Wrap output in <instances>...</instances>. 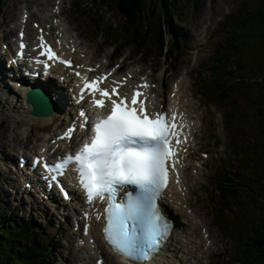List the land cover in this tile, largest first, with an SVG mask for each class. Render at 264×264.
Listing matches in <instances>:
<instances>
[{
    "label": "rangeland",
    "instance_id": "374dc122",
    "mask_svg": "<svg viewBox=\"0 0 264 264\" xmlns=\"http://www.w3.org/2000/svg\"><path fill=\"white\" fill-rule=\"evenodd\" d=\"M0 1V28L14 22L24 8L31 9L32 19H42V21H47L49 25L55 21L47 13L48 8L45 6L47 2V5L56 4L51 0ZM67 1L65 0L63 6L68 13H63L69 16L66 24L70 30L66 27L65 30L68 31L69 35L71 33L75 35L82 44H80V48L65 46L63 48L65 54L78 58V63L84 61L82 55H85L87 59H95L96 63H102L104 68L108 67V62L115 66L118 65V62L121 61L120 57L125 56L127 61L124 65H127L129 61L139 62L140 65L135 71L136 79L138 75L143 73L152 74L153 81L156 82L155 97L157 100L169 107L172 113L178 110L185 114L187 110L193 120L192 141H196L202 147H207L210 149L211 155L216 153L220 158L219 163L216 159L214 164L208 162L202 166L200 181L203 183V189L194 194L197 196V204L200 206L196 209L197 213H204L208 216L207 221L210 224H207L211 225L210 228L212 229L209 227H207V231L203 229L202 231L206 234L197 240L189 234H180L176 238L177 246L182 248L183 243L185 246L182 249L187 251L186 239L191 237L195 243L196 251L199 253V244L207 239V245L212 248L213 257L206 261V264H232L236 258L235 264H241L243 253L239 251L242 250L243 245H241L240 240L236 242V238L239 239L241 236L240 223L233 218L236 213L233 214L234 210H231L233 208L229 205L226 207L230 210L225 211L220 220L216 218L214 212H218L220 207L219 204L213 203L215 197L213 186L217 178L223 173L221 162H224L226 172L229 175L232 176L234 172L239 175V178H235L237 184L232 186L233 192H228V195L236 201V204L241 208L240 211L245 209L244 207L248 210V204L253 202L262 204L261 200L264 198V171L248 176L250 166L246 161L247 155H251L254 151L258 152L260 146L264 154V133H262L261 127L264 105L260 104L263 103L261 100L264 99V68L263 64L260 63V60H264V54L262 55L259 47L262 41L260 34L264 37V20L258 18V24H252L258 13L257 10L260 9V0H163L182 11L185 20L173 23L175 26H179L186 35L181 50L172 51L166 56L162 54L164 50L160 52L157 45H153L151 41L146 42L140 39L141 33H132L128 38L130 41L125 40L129 30L122 33H119V30L126 27V20L113 4L106 6L94 3L92 0H69L70 8H68ZM158 2L159 0L146 1L150 15H161V6L156 4ZM260 23L263 24L262 28H259L260 26L251 27ZM129 26L132 27L131 24ZM28 28H31L30 24ZM112 33L116 37L109 35ZM154 34L157 38L162 39L159 32L154 31ZM115 45L116 48L113 49ZM166 45L168 51L169 41ZM234 48L239 50L238 57L232 53ZM218 63L219 65H217ZM253 67H257L258 71L250 72ZM153 68L157 69L155 73ZM203 68H207L205 76ZM217 68H220L217 71L220 83L217 86H211L208 78L211 75L210 69L216 70ZM76 73L80 72L77 71ZM250 75H254L255 78L251 79ZM235 78H239L241 84L235 83L233 85L234 94L229 96L227 86ZM173 82L178 87L177 93L172 89ZM60 84L58 82L59 86H61ZM223 85L225 87L217 91V100L222 103L219 104L222 108L215 107L218 103L212 101L213 98H210L211 100L208 98L213 89ZM240 87L241 89L237 93ZM201 91L205 92L204 96ZM242 91H245L243 96H241ZM162 92L167 96L163 95ZM5 94L2 95L0 89V112L2 113L0 115V145L3 146L1 151L3 153L0 157H7L6 151L15 154L22 151H33L37 149V145L44 144L51 137L59 146L62 145V140L57 139V137L61 132H65L63 121L57 120L54 115L49 123H38L37 126L29 127L26 121L35 122L37 119L21 112L20 102L13 101V99H17L15 96H5ZM17 96H21L20 91ZM256 109L260 111H256ZM228 112L237 119L234 124L229 123V127L226 125V118L229 117ZM20 118L25 122H22L23 120ZM19 121L22 124H19ZM57 129L61 130L57 131ZM258 131H260V135ZM216 139L219 145L214 143ZM233 142L235 146L240 147L245 152V158L231 156L229 146ZM5 164L4 159L0 160V215L5 216L14 212L24 219L33 220L36 230L41 229L39 237L50 240L54 254L52 264H94L95 258L91 259V256L93 252H96V249L80 247L81 242L78 244L75 239L77 232H73L71 224L68 225L72 213L68 212L67 220H63L61 214L58 213L59 207L53 211V206H45L42 201L25 203L21 199L15 198L12 189L16 188L17 180L13 179L10 169ZM259 164V156L256 155L255 165L260 171L261 165L259 166ZM10 165L13 171L17 170L14 163ZM18 179L21 178L18 177ZM10 182H12V187ZM207 190L212 192L209 201L205 199ZM185 196L186 193H181L178 197L183 198ZM27 197L31 199V196ZM166 203L170 205L168 207L171 213H174L172 216L177 217L176 219L180 224L178 227L185 226L182 230H186L188 228L187 214H181L171 200H166ZM176 204L177 207L181 206L177 202ZM196 207L197 205L194 206V208ZM260 207H256L252 211L251 218L253 217L257 222L260 219V209L264 211L263 206ZM246 212L242 213L244 217ZM6 221L9 222L7 219ZM228 223L230 224L228 225ZM7 224L8 229H10L9 223ZM14 224L12 226L16 229ZM213 230L216 231L213 235L217 239H214L211 234H207ZM102 246L100 240H96L93 244L94 248L104 249ZM206 250L207 247L199 253L205 259ZM235 250L238 251L236 258ZM0 252L5 251L0 247ZM170 254L173 255V253ZM182 254L179 249L177 255L180 261L174 256L172 261H169L170 263L161 261V264H187L181 261L184 260ZM187 255L189 256V253ZM185 257L187 258L186 255ZM105 259L106 264H117L112 257L106 254ZM196 261L194 259L190 263ZM200 264H204L203 258Z\"/></svg>",
    "mask_w": 264,
    "mask_h": 264
},
{
    "label": "snow or ice",
    "instance_id": "6c2138e0",
    "mask_svg": "<svg viewBox=\"0 0 264 264\" xmlns=\"http://www.w3.org/2000/svg\"><path fill=\"white\" fill-rule=\"evenodd\" d=\"M20 36L19 47L22 50L26 45L22 42L23 33ZM40 45L43 49L41 56L48 60L58 58L52 47L46 45L43 36L40 37ZM16 55L21 56L22 52ZM59 62L65 66L72 65L69 59L60 58ZM48 67L45 63L44 68ZM109 75L102 74L90 82L85 80L79 100L83 102L85 95H90L91 104L99 109L107 107V98L111 102L110 111L97 113L95 119H91L87 109L82 108L78 114L82 118L79 127L88 133L90 124V138L86 137L83 143L77 142L79 146L74 152L63 154L54 165L45 161L44 169L48 171L55 167L58 177L69 176V183L74 178L84 193L86 203L90 204L94 198L103 202L104 240L125 260L143 264L160 248L169 231L158 206V198L168 184V162L176 156L172 140L175 138L176 144L181 143L177 128L182 125L167 119L162 107L155 115L148 113L144 101L137 99L141 95L138 91H133L131 104H128L118 92L120 82L113 81L110 91L99 87ZM96 93L100 98H96ZM75 127L74 122L57 139L67 137L71 142ZM172 170L175 171L174 168ZM129 186H134L131 191L127 190ZM65 195L67 197L66 191ZM96 219L100 220L101 216L97 215ZM87 227L85 225V232Z\"/></svg>",
    "mask_w": 264,
    "mask_h": 264
},
{
    "label": "bare ground",
    "instance_id": "6f19581e",
    "mask_svg": "<svg viewBox=\"0 0 264 264\" xmlns=\"http://www.w3.org/2000/svg\"><path fill=\"white\" fill-rule=\"evenodd\" d=\"M1 2V1H0ZM25 10H27L26 8H24L23 10H21L20 11V13H19V15H18V20H19V23H20V28H18L17 29V31H19L20 33H23V36H24V38L25 39H29V37H30V32H29V30L28 29H26L25 31H24V25H25V23H24V21L22 20V13L25 11ZM53 18V20L55 19V21L54 22H64L65 20H63L62 18V21L61 20H56V18L55 17H52ZM37 20H39L38 18H33V23H35ZM42 22H44L49 28L52 26V25H54V29H56L57 30V32L59 33V35L62 37V39L63 40H65L66 38H69V34H68V31H66L65 30V27L64 26H61V27H59V26H57L56 24H51V25H49L48 23H47V21H42ZM41 22V20L39 21V26L40 27H42V23ZM4 24H6V23H4ZM4 24L2 25V27L4 26ZM0 27H1V24H0ZM0 29H2V28H0ZM182 30V29H181ZM35 33H37L34 37H33V39H31L30 40V42H35V43H38V42H40V36H43V34L42 33H39V32H37V31H35ZM16 34V36H17V38L19 39V36H18V34L17 33H15ZM173 35H176V34H174V33H172ZM141 37V36H140ZM43 38H44V40H45V37L43 36ZM20 40V39H19ZM66 43H68V44H70V43H72V42H66ZM1 51V50H0ZM238 52H239V50L238 49H236V48H234V49H232V53H235L236 54V56L238 57L239 56V54H238ZM68 57V56H67ZM234 58H235V56H233ZM9 59H11V56H9ZM66 59H69V60H71L72 61V65L75 63V65H74V67L75 68H77V69H80V70H82V69H86V68H89L86 64H84V63H78V59L76 58V57H71L70 58V56L68 57V58H66ZM7 62V61H6ZM45 63H49V64H51V65H49V67H50V69H53L54 71H56V70H58V69H60L61 68V66H58L56 63H54V62H52V60H48V61H45L44 62V64ZM7 64H8V70H9V74H8V76L7 77H5V76H3V77H0V86H1V94L3 95V94H5V96L6 95H14V96H16L17 95V88L16 89H12V87H13V85L11 84V80L10 79H13L14 78V75L16 74V69H15V67H14V65H13V63L12 62H10V61H8L7 62ZM79 65V66H78ZM100 66V65H99ZM31 66H29V78L26 80V77L25 78H23V81H25V84H27V85H33V86H36V85H41L42 87H46L44 84H45V81L46 82H49L47 85L49 86V87H51L52 86V90H51V92L52 91H55L56 93L58 92V88H57V86L55 85V83L52 81V78H50L51 76V74L52 73H54V72H52V71H48V72H42V73H45L44 75H46V76H48L49 78H42L39 74L41 73V71L40 70H37V72L33 69V67L34 66H32L31 68H30ZM123 68V65H120L119 66V69H122ZM63 69V68H62ZM220 68H217L216 69V71H218ZM153 72H154V68H153ZM149 75H147V74H145V73H143L142 75H144V76H146V77H148V79L150 78L151 79V81H152V86H153V88L154 89H156V82L155 81H153V75L152 74H150V73H148ZM243 75H244V72H243ZM9 78V79H8ZM58 78H61V80H62V78L63 77H59L58 76ZM48 79V80H47ZM239 79V78H238ZM237 79V81L235 82V80H232L231 81V84H233V83H237V82H239V80ZM85 80H88V76L86 77V76H81V81H83V83L85 82ZM89 82L91 81L90 79L88 80ZM15 82H17V81H15ZM4 85H3V84ZM59 86V85H58ZM19 87H22V86H19ZM178 88V87H177ZM234 88V87H233ZM65 89H67V87L66 86H64V87H62V90H65ZM16 90V91H15ZM18 91H19V89H18ZM58 94H59V96H58V101H62V97H61V91H59L58 92ZM69 94H71L72 96H73V98L75 99V101L74 100H72L71 101V98H68L67 99V101H68V104H69V111H71V112H73L74 111V113L76 112V114H77V116H78V114H79V112H80V110L82 109V106H81V101H78V98H76V96L74 95V93H72V91L70 90L69 91ZM43 98H45L46 100H47V97H45V95L44 96H42ZM90 98V96L89 95H85V99H89ZM21 107H22V113L24 112V113H26L27 112V108H26V106H23V105H20ZM28 107H29V105H28ZM20 108V107H19ZM90 108H92V106L90 107ZM106 108H108V104H107V107ZM84 109V108H83ZM63 110V109H62ZM163 111H164V109H163ZM167 112V114H169L170 115V117H172V115L168 112V110L166 111ZM34 114L33 115H37V114H35L36 113V111H34L33 112ZM60 112H57V113H54V114H52L51 116H48V117H36V116H33L34 118H36L37 119V121H35V122H33V121H29V122H27L26 121V123H28L27 125H29V127L30 126H32V125H38V123H49V122H51L50 121V119H51V117H54V115L56 116V115H58ZM74 113H70V119H73L74 120ZM2 113L0 112V115H1ZM187 114H188V111L186 110L185 111V114L184 113H182V112H179L178 114H177V120H176V118H174V121L175 122H177L179 125H182V123L180 122L181 120H183V119H185L186 117H187ZM20 119H22V118H20ZM16 120V119H15ZM23 120V119H22ZM31 120V119H30ZM22 122H25L24 120L22 121ZM19 124H22L20 121L18 122ZM25 123V124H26ZM44 125V124H43ZM42 125V126H43ZM186 125H187V127L183 130V133H182V135H180V141H181V143H179V144H177L178 146H179V152L181 153V157L179 158L178 156H176V158H175V161L176 160H179V170L177 171V172H172L173 170V168H174V164L175 163H173V161H171L170 162V168H171V170L169 171V183H168V186H167V189L170 191V194H169V198L171 199V201L173 200V203H174V205L176 206L177 204H176V202L178 203V204H181V203H184L183 202V199L182 198H180V197H178L179 196V194H185V191H183V190H179V187H180V183H186L187 182V179H186V173L188 174V170L186 169V165H185V159H186V157L187 156H184L183 154H182V148L184 147V146H186V144L189 142V141H192V138H193V136H192V127L188 130V123H187V121H186ZM28 127V126H27ZM26 127V128H27ZM39 127H41V126H39ZM25 128V129H26ZM182 127H180V129H181ZM24 131V130H23ZM29 132V131H28ZM22 134V133H21ZM27 134V133H26ZM25 136V135H24ZM23 136V137H24ZM27 136V135H26ZM3 146H2V144L0 145V155H2V153H1V151H2V148ZM9 151H6V156H7V158H6V162H7V164L6 165H8V168L10 169V171H11V162H12V159H13V156H12V154H9L8 153ZM190 153H191V150H189L188 152H186V153H184V154H187V155H190ZM13 154H15V153H13ZM31 155V154H30ZM21 158H23V162H21V165H22V169L25 171V173L26 174H33V172L35 171V166H33V165H29L28 163H26L24 160H27L28 158L29 159H33L34 157L31 155V156H29V157H27V156H25V155H22L21 156ZM2 159H4L5 160V157H0V160H2ZM35 167V168H34ZM34 168V170H32ZM52 172H54L55 173V179H56V182H57V187H55L56 189H54L55 190V192H56V195L58 196V194H59V198L61 199V200H59V199H56L54 196H52L51 197V188H49V189H47L46 190V192H45V196H46V198L50 201H53V202H56V203H58V207H59V211H58V213L59 214H61V216H62V218H63V220H67V213H68V209H71L70 211L72 212V227H71V229L73 230V232H78V227L79 226H84L83 228H85V222H91V217H93L94 215H93V209H94V206L92 205V204H90L88 207H86V208H82V207H80V206H73V205H71V203L70 204H68L69 202H72L73 200H76V202L79 200V195L78 196H70L69 195V192H70V190H71V188H72V185L75 183V180H74V178H73V180H72V182L71 183H69L67 180H65L66 181V183H67V185L68 186H64L63 187V180H62V178L60 179V183H59V181H58V174H57V172H55L54 170L52 171ZM52 176V175H51ZM69 177V176H68ZM53 179H54V177H53ZM53 183H54V181H53ZM203 184V183H202ZM75 186H78L76 183L74 184ZM61 187H62V189H61ZM12 191H13V193H15L16 192V188L14 187L13 189H12ZM60 191H64V193H65V191L68 193V197H70V198H64L63 196H62V194L60 193ZM162 194L163 195H166L167 193L165 192H162ZM53 199V200H52ZM63 200V201H62ZM181 200V201H180ZM162 202H164V199L162 200ZM181 202V203H180ZM73 203H75V202H73ZM185 203H188V201L187 202H185ZM47 205V204H46ZM168 206H170L169 204H167ZM196 204H194V206H195ZM57 207V208H58ZM65 207H70V208H65ZM165 207H166V209H167V206H166V204H165ZM169 209V208H168ZM53 211L55 210V209H52ZM51 210V211H52ZM168 211H170V210H168ZM171 212V211H170ZM85 213H87V217H85ZM170 214H174V213H170ZM90 216V217H89ZM177 217L176 216H174V218H173V222H174V224L176 225V226H179L180 224L178 223V219H176ZM4 220V219H3ZM3 222H5V223H1V221H0V227L1 228H3L4 230H5V228H8V224L6 223V220H4ZM88 227H87V230H90V224L89 223H87L86 224ZM9 226H10V229L13 227L12 226V224L10 225L9 224ZM96 226V222H94L93 221V227L92 228H94ZM17 229V228H16ZM15 229V230H16ZM176 230V229H175ZM39 232H40V230H37V232H36V234H35V232H33L32 234H28V237L29 238H31L32 239V243H35L36 244V241H35V237H36V235H38L39 234ZM80 233V232H79ZM91 234H93V232L91 233ZM46 236V235H45ZM43 239V238H42ZM43 240H47V239H43ZM43 240H40V244H42V243H44V241ZM49 240V239H48ZM39 242V241H38ZM0 244H2V245H6V244H3V243H1L0 242ZM37 246H38V244H37ZM42 245H39L38 246V248L40 249V251L42 250V247H41ZM170 248H172V246H170ZM36 249H37V247H36ZM25 250H29V248H27V246H25ZM11 251L13 252V249L11 248ZM168 253H171L168 249H166V250H164L161 254H159L158 256H156L155 257V259H153V261H151V258H150V261H146V262H143V264H154V263H157V264H161V261H165L166 259H167V254ZM98 254L100 255V251L98 252ZM38 261V260H37ZM176 261V260H175ZM27 262H28V260H27ZM27 262H22V261H20V264H27ZM149 262V263H148ZM38 263V262H37ZM170 263V262H169Z\"/></svg>",
    "mask_w": 264,
    "mask_h": 264
},
{
    "label": "trees",
    "instance_id": "16d2710c",
    "mask_svg": "<svg viewBox=\"0 0 264 264\" xmlns=\"http://www.w3.org/2000/svg\"><path fill=\"white\" fill-rule=\"evenodd\" d=\"M95 1L98 2V0ZM102 1H103L101 2L102 5L109 6L113 4L116 10L119 12V14L125 18L127 22L126 26L128 27L125 30H129V32L133 30V32L135 33H141V35H146L150 31H157L161 34V24L158 21L160 17L152 16L149 13V9L146 1L150 2V0H146V1L145 0H102ZM159 3L162 5L160 13L165 14L168 10L172 15L178 14V12L175 13L171 12L172 11L171 7H173L171 4L166 3L163 0H159ZM260 3H261L260 9L257 10L258 13L256 15V18H254L252 24H258L259 22L258 18H262L264 20V0H260ZM170 23L171 21L168 20L169 29H170ZM130 24L132 25V27L129 26ZM262 25L263 24L260 23L259 25H255L253 27L260 26L259 28H262L261 27ZM260 37L263 41V42L261 41V48H260L263 55L264 37L261 34ZM158 39L161 42V38ZM260 63L263 64V68H264V60H262V62ZM254 71L255 72L258 71V68L257 67L251 68L250 72H254ZM250 78L253 79L255 77L254 75H250ZM237 79L238 78L234 79L235 82L237 81ZM234 84L235 83L231 84L232 90L234 89L233 88ZM238 84L239 82H237V85ZM261 101L263 103L260 104L264 105V99ZM263 126H264V117L262 118L261 121L262 133H264ZM258 133L260 135V131H258ZM262 156L264 157L263 153ZM260 163H261V168H260V173H261V171L262 172L264 171V168H262L264 167V161L262 162V160H260ZM229 197L231 198V196ZM261 201L262 204L255 205L253 206V208L263 206L264 209V198H262ZM243 212H246V209H243ZM243 217L244 216H241L235 219L236 221H239L241 225H245V228L247 229V235L244 236L243 239L245 243H241L245 247V249L241 250L240 252L243 253L246 251V254L243 255L242 264H264V211L260 209L259 222H257L256 220L255 223L250 222L249 224L246 225L242 222ZM3 219L4 220L7 219L9 222L6 221V223L9 224L10 221H13L17 229L15 230L14 228L11 229L5 228L4 230L3 228L0 227V237H2V239H0V242L6 244V245L0 244V247L5 251V252H0V264H20V261L27 262V260H28L27 264H39L43 259H48V260L51 259L52 253L49 248L50 244L48 239L43 240L41 237L36 235L35 237L36 244H35L32 243V239L28 237L29 233L32 234L33 232H35L36 227H34L33 224L29 222H24L25 226L21 227L18 226V223L16 222L17 218L14 219L9 217H2V224L5 223L3 222L4 221ZM39 230L41 231V229ZM10 235L12 236L10 237ZM40 240H43L44 243L40 244ZM238 240L239 239L236 238V242H238ZM37 244L38 246L42 245L41 251L38 248ZM25 246H27L29 250H25ZM11 248L13 249V252L11 251Z\"/></svg>",
    "mask_w": 264,
    "mask_h": 264
},
{
    "label": "water",
    "instance_id": "95a60500",
    "mask_svg": "<svg viewBox=\"0 0 264 264\" xmlns=\"http://www.w3.org/2000/svg\"><path fill=\"white\" fill-rule=\"evenodd\" d=\"M44 95H48V94H46L45 92H43L40 89H36L34 92L30 91V93L27 97V101H28V103L31 104V107H32L31 114H34L33 112L36 111L35 114H37V115H35V116H43L45 113L44 107H50V105L48 104L49 98H48V100H46L44 98L46 100V104L41 103V100H43L42 96H44Z\"/></svg>",
    "mask_w": 264,
    "mask_h": 264
}]
</instances>
